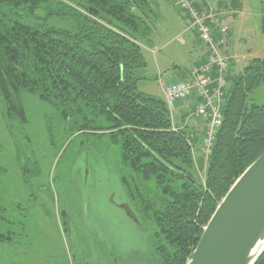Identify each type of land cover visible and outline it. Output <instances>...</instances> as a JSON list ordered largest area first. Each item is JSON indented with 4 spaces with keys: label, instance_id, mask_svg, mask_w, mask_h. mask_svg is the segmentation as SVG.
I'll use <instances>...</instances> for the list:
<instances>
[{
    "label": "trees",
    "instance_id": "trees-1",
    "mask_svg": "<svg viewBox=\"0 0 264 264\" xmlns=\"http://www.w3.org/2000/svg\"><path fill=\"white\" fill-rule=\"evenodd\" d=\"M151 8V0H0V104L8 121L23 124L22 97L34 94L60 111L70 135L108 136L119 147L124 206L152 236L156 264H186L219 203L264 152V104L249 99L264 83V58L228 82L206 157L204 134L176 127L165 97L137 89ZM51 15L70 17L72 27L50 26ZM261 30L264 37V15ZM196 147L207 160L203 180ZM21 169L27 173L26 161ZM12 201L0 195V211L15 208ZM11 233L0 241L12 242ZM254 264H264V252Z\"/></svg>",
    "mask_w": 264,
    "mask_h": 264
},
{
    "label": "rangeland",
    "instance_id": "rangeland-1",
    "mask_svg": "<svg viewBox=\"0 0 264 264\" xmlns=\"http://www.w3.org/2000/svg\"><path fill=\"white\" fill-rule=\"evenodd\" d=\"M151 3V16L145 18L150 41L143 46L148 67L137 89L164 98L166 86L188 78L209 47L173 0ZM230 8L231 35L220 47L230 57L228 82L253 59L264 58V0H237ZM47 23L58 29L73 25L65 15H51ZM249 99L264 104V83ZM22 101L23 124L8 121L0 104V195L2 203H16L0 211V233L13 237L0 241V264H75L73 255L76 264H156L152 236L124 208L119 147L105 135H70L60 111L37 95L24 94ZM181 109L187 110L184 119L170 108L173 122L192 133L202 121L186 105ZM197 147L194 167L203 180L207 160Z\"/></svg>",
    "mask_w": 264,
    "mask_h": 264
},
{
    "label": "water",
    "instance_id": "water-1",
    "mask_svg": "<svg viewBox=\"0 0 264 264\" xmlns=\"http://www.w3.org/2000/svg\"><path fill=\"white\" fill-rule=\"evenodd\" d=\"M261 240H264V152L219 203L186 264H254L264 252L262 248L253 253ZM75 258L73 255L76 264Z\"/></svg>",
    "mask_w": 264,
    "mask_h": 264
},
{
    "label": "built area",
    "instance_id": "built-area-1",
    "mask_svg": "<svg viewBox=\"0 0 264 264\" xmlns=\"http://www.w3.org/2000/svg\"><path fill=\"white\" fill-rule=\"evenodd\" d=\"M173 1L180 10L187 12L199 40L208 45L209 51L206 60L193 68L190 77L166 86L165 98L168 106L174 108L177 101L196 97L194 115L205 120L199 149L208 157L223 123L230 57L223 54L220 47L226 43L227 27L221 18L199 9L193 0ZM215 26L219 27V33Z\"/></svg>",
    "mask_w": 264,
    "mask_h": 264
},
{
    "label": "crops",
    "instance_id": "crops-1",
    "mask_svg": "<svg viewBox=\"0 0 264 264\" xmlns=\"http://www.w3.org/2000/svg\"><path fill=\"white\" fill-rule=\"evenodd\" d=\"M193 1L199 9H201L203 11H211V13L213 15L221 18L222 24H224L227 27L226 42L227 41L229 42L228 37L230 34V28L226 24V20H227L226 14L228 15V12L231 11L230 7H234L235 5H237V0H193ZM217 28H219V27H217ZM217 32L219 33V30H217ZM225 55H227V49H226ZM205 60H206V55H204L203 60L200 62L202 63ZM195 102H196V97H191L188 100H184V101H177L175 107L177 108V110L181 111L183 119L187 115V113H186L187 110L184 109V111H183V109H181V106L186 105L189 108V110L191 109V112L194 115ZM197 119H200V118H197ZM200 120L202 122H200L199 125H197V127L194 128V130H193V133L196 134L197 136L199 135V134H197L198 131H200V136L204 134L205 120L204 119H200ZM175 126L178 128H182L181 126H178L176 124H175ZM202 157H204L203 154H202ZM198 165L200 166V163Z\"/></svg>",
    "mask_w": 264,
    "mask_h": 264
},
{
    "label": "bare ground",
    "instance_id": "bare-ground-1",
    "mask_svg": "<svg viewBox=\"0 0 264 264\" xmlns=\"http://www.w3.org/2000/svg\"><path fill=\"white\" fill-rule=\"evenodd\" d=\"M264 248V240H261L257 247L254 249L253 253L256 254L261 251V249Z\"/></svg>",
    "mask_w": 264,
    "mask_h": 264
},
{
    "label": "flooded vegetation",
    "instance_id": "flooded-vegetation-1",
    "mask_svg": "<svg viewBox=\"0 0 264 264\" xmlns=\"http://www.w3.org/2000/svg\"><path fill=\"white\" fill-rule=\"evenodd\" d=\"M125 210H127L126 207H125Z\"/></svg>",
    "mask_w": 264,
    "mask_h": 264
}]
</instances>
